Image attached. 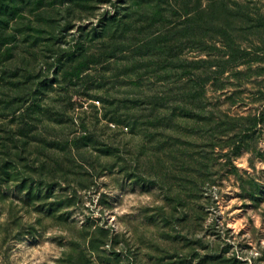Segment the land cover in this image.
<instances>
[{"label": "rangeland", "instance_id": "374dc122", "mask_svg": "<svg viewBox=\"0 0 264 264\" xmlns=\"http://www.w3.org/2000/svg\"><path fill=\"white\" fill-rule=\"evenodd\" d=\"M119 1L0 3V264H264L261 19L208 58L147 44L169 26L135 7L109 55L91 40ZM184 55L217 61L196 100Z\"/></svg>", "mask_w": 264, "mask_h": 264}, {"label": "trees", "instance_id": "16d2710c", "mask_svg": "<svg viewBox=\"0 0 264 264\" xmlns=\"http://www.w3.org/2000/svg\"><path fill=\"white\" fill-rule=\"evenodd\" d=\"M1 2L3 3L4 0H0ZM146 5L153 11L148 21H153V24L161 22L164 23L165 27L169 26L165 33L152 31V35L148 37L146 43L154 45L157 49L173 51L180 48L183 51L208 52V58H212L211 52L216 50L219 55L232 56L237 53H247V49H242L235 40V31L238 29L232 28L235 25L234 20L242 17L254 21L259 19L260 22L261 19V25L258 24L253 27L261 28V35L264 30L263 14H257L256 18L251 17L253 12L247 7L239 6V9H235L230 6L227 0H197L195 6L189 5V1L184 0H120L115 5V13L104 16L101 30L97 33L99 35H92L91 41L97 36L100 39L109 37L114 42L111 50H106V54L114 55L116 51H122L119 41L125 38L132 20L130 16L126 15V11L135 9V7L143 8ZM121 10H124L125 13H120ZM92 31L96 33L97 29ZM80 44L84 45L83 43ZM84 48L82 46L78 54L75 51L71 55L77 69L84 65V59L95 58L94 54H86ZM261 54H264V40H262ZM215 62L217 61L211 60L210 63L209 59H195L184 55L179 63L181 78L186 82L193 81V84L182 93L185 98L196 100L204 94L202 92L204 86H198V79L201 76L197 72L205 67L202 64L212 67ZM261 120H264V111L261 113Z\"/></svg>", "mask_w": 264, "mask_h": 264}]
</instances>
